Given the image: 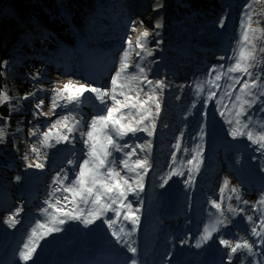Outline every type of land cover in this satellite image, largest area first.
Listing matches in <instances>:
<instances>
[{"label": "rangeland", "instance_id": "obj_1", "mask_svg": "<svg viewBox=\"0 0 264 264\" xmlns=\"http://www.w3.org/2000/svg\"><path fill=\"white\" fill-rule=\"evenodd\" d=\"M110 1L96 0L89 7L84 6L83 10L88 12V16L84 17L82 22L86 23V29L82 30V23L76 24L74 35L76 41H73L75 47L72 51L64 43L60 44L61 47H65V51L58 55L61 65L57 69L52 68V62L44 68L38 66L36 76L41 77L43 81L38 89H47L42 94L34 95L36 98L27 100L29 108L31 107L35 114L33 121L29 120L31 129L28 130L26 126L21 135L10 137L17 139L21 136L29 147L45 150L42 156L48 155L46 150L49 147L41 144L44 139L43 133L48 132L51 125L61 116L69 114V109L61 107L57 108L53 115L50 107L52 98L55 96L53 87L62 89L63 85L69 81L110 87V77L114 75L113 69L118 68L119 59L127 47L125 38L131 35L134 40L135 36L144 30L140 27L137 33L130 31L133 21L138 24L142 19L141 14L135 11L134 0ZM131 3H133L132 6ZM249 4L252 7L247 11L253 14L254 19L264 20V7L255 8L253 0H249ZM9 7V1L0 5L1 17ZM89 15H92L90 19ZM243 15H246V11ZM229 16L233 21L226 20L223 28L220 25L217 27L218 34L222 33V38L227 41L221 46L222 55L206 59L204 65L208 67L207 69L201 67L200 62L194 61L193 65L189 63L186 58L187 51L182 48L179 51L182 57L177 58L176 55L169 54L171 44L168 40L161 48L159 43L163 35L158 30L163 27L155 29L148 24L146 25L152 32L148 48L152 51V55L143 53L141 57H137L135 53L132 55L133 63H139L145 67L148 79L163 81L165 85L162 91L156 93L159 97L160 110L154 120L153 135L138 132L133 137L130 134L120 139L112 133L117 144L130 145L121 152L109 149L112 151V157L109 159L117 160V170L130 182L135 181V173L124 169L123 165L119 164V160L126 158L125 154L130 152L132 147L150 143V147H145L144 151L136 148V155L129 161L131 163L135 159L145 157L149 161L146 174L143 170L137 169L143 175V190L138 191L137 194L130 193L126 201L132 204V215L139 218L137 223L133 225L130 220L123 218L128 211L126 208L121 209L119 218L115 217L114 212L109 211L87 225L76 220L70 228L72 237L69 238V242L55 246L51 241L53 232L40 236L43 230L37 225L40 224L38 220L41 213L33 215L30 210L25 212V207L29 208L41 199L35 191L41 195L46 193L47 176L57 171L56 167L52 165L51 170H47L43 165V168L35 167L36 170L33 172V168H28L26 172H23L24 178H22L15 169H10L11 163L8 162L5 167L10 169V173L6 179L13 185L19 184L20 188L24 186L25 190L20 194L19 192L13 194L0 187V203L8 202L12 198L18 201L11 202L10 208L4 206V211L0 212V220L3 218V221L5 220L11 226H16L20 221L17 226L19 233L11 243L2 238L6 231L0 228V264H8L15 259V249L17 250L22 242L23 245L29 242L34 228L37 236L33 238L36 250L32 254V263H29V260L20 259L21 256L18 255L17 261L20 263L38 264L44 256L48 261L41 260L43 264H132L133 260L136 264H211L213 260L215 264H264V224L261 223V220H264V203L260 202L264 199V147L253 143L246 135L237 134L235 137L232 135V129L237 127L234 113L239 110L232 106L236 103L234 97L239 94L241 84L248 77L240 73H227V67L234 63L241 47L244 31L242 25L246 22V16L239 21L234 20L233 9H230ZM123 19L125 21H122ZM259 26L256 23L252 24L253 28ZM211 29L204 32V42L208 44L214 43L213 38L212 43L207 42ZM257 37L253 42L259 49L261 45H264V37H260L259 34ZM20 39L11 49L12 54H6L7 58L15 57L13 63L16 64L23 63L27 59L26 52L22 51L24 35ZM112 44L118 50L117 52H110L104 60L100 52L96 55L104 61L102 64L93 54H96L98 48L102 50V46L110 47ZM256 57V66L250 71L253 77L259 76L261 88L254 90L257 93V99L252 107L245 105L244 111L247 116L240 117L242 122H249L250 118L249 129L245 131L250 130L254 134L264 130V111H261L264 108V97L259 96V91H264V63H261L264 61V53L257 50ZM19 59H21L20 62ZM213 69L216 71L213 72ZM10 71L14 72L12 68ZM129 71L132 72L133 69L130 68ZM192 71L195 72L192 73ZM217 73H224L219 81L215 80ZM229 76L240 79V84L234 85L231 99L225 95L227 85L232 84ZM18 80L19 77H16L14 83ZM208 80H212L219 87H212L207 83ZM197 85H200L203 90L198 91ZM141 86L146 90L151 87L146 82ZM15 89L16 87L13 88ZM210 91L216 93L211 99L208 98ZM50 93L51 96L44 97ZM85 97L91 98L84 100L82 97L84 103L71 111L77 119L83 116L86 123L93 115L98 114V108L102 106L91 93H85ZM221 98H223L222 102ZM41 99L44 100V106L38 112L36 104ZM152 110L155 112L154 105ZM222 112L223 115H221ZM229 120L233 123L230 124ZM146 123L151 126V117ZM40 124H43L45 128L39 134L35 127H39ZM81 127L84 128V125L82 124ZM84 130L86 131V128ZM33 133H38L41 137V140L34 145L31 143ZM63 134L68 135L66 131ZM56 136L57 130L53 129L47 141L51 147L56 145L51 144V137H54L53 140L57 142ZM85 139L86 137L81 136L80 130H77L70 135L68 142L60 141V145L56 147L57 154L62 149L71 147L66 157L71 156L74 162L71 167L72 174H77V162L81 157L88 159ZM74 143L77 145L76 148L73 146ZM177 145L179 147H176ZM174 157L175 160H173ZM189 161L192 162L189 163ZM37 163L43 164L39 155L32 153L24 165L35 166ZM63 163L62 160L58 162L59 165ZM24 165H18V169ZM173 172L178 174L171 175ZM50 195L51 197L46 198L54 205L56 199L61 200L60 205H55L56 207L66 209L71 207L62 199L65 194L60 196L58 192L53 191ZM214 202L220 205L219 210L213 206ZM81 205L83 210H86L83 216L87 218L93 206L91 203ZM13 212L15 222H12V219L6 220L8 213L12 215ZM169 215L176 219H169ZM110 217L117 220L112 228L104 223V220ZM44 218L48 219L49 216L45 214ZM218 220H223V223L218 224ZM65 225L66 222L56 226L64 229ZM254 227L255 233L252 232ZM120 228H123L124 232H119ZM206 229H208L207 233ZM113 231L118 233L119 240L112 234ZM206 235L207 238H205ZM219 238L228 239L233 245L247 240L252 244L253 251L248 253L247 250H238L233 255L228 248L219 243ZM129 246L136 249L135 255L129 251Z\"/></svg>", "mask_w": 264, "mask_h": 264}, {"label": "snow or ice", "instance_id": "obj_2", "mask_svg": "<svg viewBox=\"0 0 264 264\" xmlns=\"http://www.w3.org/2000/svg\"><path fill=\"white\" fill-rule=\"evenodd\" d=\"M164 5L159 2V0H154L152 4V10L158 12ZM252 7L249 4L246 8V22L242 25L244 31L242 33L241 47L239 48L235 61L233 64L227 67V73H240L247 76L248 79L244 80L239 88V94L235 95L234 99L236 103L232 106L233 108H238L239 110L234 113L236 120L235 124L237 127L232 129V135L235 137L237 134L240 136H247V138L253 143L258 144L260 147H264V130L257 134L252 131H245L249 129V122H242L240 117L247 116L244 111L245 105L249 108L252 107L253 103L257 99V93L254 90H259L261 88L259 76L253 77V73L250 71L254 68L257 63L256 51L259 50L264 53V45H261L257 49V45L253 42L257 39V34L260 37H264V20H255L253 14L247 9ZM256 23L260 25L257 28H253L252 24ZM143 27L144 30L139 32L135 39L131 35L125 38V44L127 47L123 50L122 56L119 59L118 68L114 70V75L110 77V87L93 86L91 84H85L81 82L73 83L69 81L63 85V88L53 87L52 91L55 96L51 101V110L53 115H55V110L57 108L69 109V114L61 116L57 119L49 128L48 132L43 133L44 139L41 144L44 146H50L47 144L50 134L53 129L57 130V143L60 141L68 142L69 136L72 135L77 130H80L81 136L86 137L84 140L85 145L88 147L86 153L88 159H84L77 167L78 172L72 181L62 188L57 187L54 189L55 192L67 193L62 199L71 207L66 211L64 207H56L55 205H60L61 200L58 198L55 201V205L51 201H45L48 208L44 211L47 212L48 209H53L54 212L59 213V217H52V224L44 225L38 224L37 227L43 231L40 233L42 237L44 234H50L60 229L56 225H63L66 220H79L85 225L93 222V219H99L101 215L105 212H114L115 217L119 218L121 215V209L126 208L128 211L124 215L125 220H130L133 225L138 221V217L132 215V204L128 201L129 194H137L138 191L143 190V175L137 169L143 170L146 174L149 161L147 157L142 159H135L131 163L129 162L131 157L136 155V148H140L144 151L145 147H150V143L147 145H136L132 147L131 151L126 153V158L120 159L119 164L123 165L130 173H135V181L130 182L128 178L122 177L120 171L117 170V160L112 157V151L109 149H114L116 152H121L124 148H129L130 145L125 143L123 145L117 144L113 139L112 133L120 139L125 137L135 136L138 132H145L149 136L153 135L155 129L154 120L159 114L160 103L159 97L156 95L158 91H162L165 87L163 81H153L148 79L146 75L145 67L141 66L139 63H133L132 55L135 53L137 57H141V54L148 56L152 55V51L148 48L149 37L152 32L149 30L144 19H141L137 24L133 21L130 25V31L132 33H137L138 28ZM153 27L159 29L162 25L159 22H155ZM220 27H224L223 20L220 21ZM158 35V33H156ZM264 63V61H261ZM132 68L133 71L130 72L129 69ZM213 72L216 70L213 69ZM224 73H217L215 75V80L219 81ZM232 80V84L227 85L225 95L232 98V91H234V85L240 84V79L237 77L229 76ZM146 82L147 85L151 86L149 90H146L141 85ZM207 83L212 87H219V85L214 84L212 80H208ZM127 90V91H126ZM197 90L202 91L203 89L200 85H197ZM85 93H91L92 97L96 101H99V105L102 107L98 108V114L93 115L88 122H84L83 116L77 119V116L72 114V109L78 108L84 100L90 99L91 97H85ZM135 93V95H133ZM216 95L214 92L208 93V98L211 99ZM0 96L7 101L8 96L6 94L0 93ZM259 96L264 97V91H259ZM84 97V100L81 98ZM122 97V99L120 98ZM250 97V99H249ZM27 99V97H24ZM223 98H221L222 102ZM110 102V103H109ZM155 106V112L152 110V106ZM44 106V100L41 99L36 104V108L39 112ZM226 107V106H225ZM127 110V111H125ZM134 110V111H133ZM264 111V108L261 109ZM223 115V112L221 113ZM151 117V126H149L147 121ZM230 124L233 123L232 120L228 121ZM82 124L84 128H82ZM66 131L68 135L63 134ZM36 133H33L35 135ZM3 131L0 130V140H2ZM176 147H179L177 145ZM33 153L39 154V150L36 147L32 148ZM27 159V157H25ZM175 160V157L173 158ZM192 161H189L191 163ZM69 164L73 161L69 160ZM33 165L29 164L28 167L31 168ZM36 168H43V164L37 163ZM178 173L173 172L171 175H176ZM68 181V176L65 174L62 178L57 176L54 179V183L64 185V182ZM167 182L166 180L164 181ZM227 185V181H225ZM235 191V189H232ZM239 198V197H237ZM264 203V199L260 201ZM91 203L93 206L91 211L88 213V217L80 213V205H87ZM247 203V201H245ZM116 205V207H113ZM213 206L218 210L220 205L213 203ZM67 207V205L65 206ZM232 210V209H230ZM138 211V210H137ZM234 211V210H233ZM19 213L17 212V215ZM251 220V217H249ZM12 222L14 218H12ZM117 220L113 218H108L104 220V223L112 228L116 224ZM218 224H222L223 220H218ZM264 224V220H261ZM215 227V226H214ZM119 232H124L123 228L119 229ZM208 232V229L205 230ZM252 232H256V228L252 229ZM119 240L120 237L116 231L112 233ZM37 236V231L34 228L32 230V236L29 237V243L24 245V251L20 253L21 259L28 261L32 258V254L36 250L34 237ZM207 238V235L205 236ZM219 243L225 248L230 250L231 254H236L238 250H247L248 253H252L253 246L247 240L242 242H236L234 245L228 239L219 238ZM129 251L134 255L136 249L129 246ZM132 264H136L135 260Z\"/></svg>", "mask_w": 264, "mask_h": 264}, {"label": "trees", "instance_id": "obj_3", "mask_svg": "<svg viewBox=\"0 0 264 264\" xmlns=\"http://www.w3.org/2000/svg\"><path fill=\"white\" fill-rule=\"evenodd\" d=\"M8 1L10 7L5 10L2 17L0 16V93L8 96L7 101L0 96V130L3 131V137H6V139L0 140V187L17 194L20 191V185L11 184L6 177L10 173V169H15L18 175L24 178L23 172L29 168L24 165L27 160L25 157L28 158L33 151L31 147L25 144L24 138L21 136L17 139L10 136L21 135L26 126H28V130L31 129L29 120L32 122L35 114L33 109L29 108L27 100L36 98L34 95L42 94L47 89H38L43 83L42 78L36 76L38 66H44L45 60L50 61L58 58L61 43L72 47L73 41L65 34L68 32L72 36L75 35L76 24L82 23L88 13L87 10H83L84 6L89 7L94 0H0V5ZM253 3L257 9L264 7V0H253ZM248 5L249 0H175L169 25L158 30L163 35L159 44L162 48L168 40L171 44L169 54L172 53L177 58L182 57L179 52L182 48L187 51L186 58L189 63L193 65L194 61L200 62L201 66L207 69L204 61L208 60L209 57L222 55L221 46L227 42L222 38V33L218 34L217 27L220 25V21L223 20L225 23L226 20H232V17L229 16L230 9H233L234 20L239 21L246 16L243 13ZM65 18H70L72 22L67 24L64 21ZM85 27L86 23L84 22L81 24L82 30ZM210 29L211 33L207 37V42L212 43L211 39L213 38V44L204 42V32ZM22 35H24L22 51L26 52L27 59L23 63L19 59L20 63L14 65L12 67L14 72H11V67L8 64L3 66V62L7 58L6 54H11V49L21 40ZM209 46L212 47L209 48ZM193 67L197 68L196 66ZM194 72L192 71V73ZM15 77H19L16 83H14ZM14 87H16L15 90H13ZM49 96L51 93L44 97L48 98ZM30 116L32 117L29 118ZM26 119H28L27 123ZM35 128L40 134L45 126L40 124L39 127ZM6 129L7 131H5ZM38 133L32 135L31 143L33 145L41 140ZM53 138L51 137V144L56 145L55 147H48L47 156H42L45 150H39V159L42 160L45 168L50 163H54L57 157L69 164L64 149L57 154L56 147L60 145V142L57 144ZM8 162L11 163L9 170L5 167ZM22 164L26 168L18 169V165ZM31 168H33L32 172L36 170L35 166ZM65 174L68 176L66 168L57 167V171L48 176V190L45 193V198L33 206L34 209L42 211L41 219H45L44 215L46 214L49 218L45 220L51 221L55 215L53 209L44 211L48 208L45 201H49L46 197H51L50 194L55 188H62L73 180L65 181L64 185L54 183L57 176L62 178ZM58 193L60 196L65 194L63 191ZM82 213L83 211H80L79 214ZM6 220H10V217L7 216ZM68 224L73 225V220H68ZM5 226V220L0 222V227ZM15 233L16 231L10 232L9 238L12 239Z\"/></svg>", "mask_w": 264, "mask_h": 264}, {"label": "bare ground", "instance_id": "obj_4", "mask_svg": "<svg viewBox=\"0 0 264 264\" xmlns=\"http://www.w3.org/2000/svg\"><path fill=\"white\" fill-rule=\"evenodd\" d=\"M172 1L173 0H159V2L164 5V7L161 8L158 12H154L152 10V4L154 3V0H137V8L136 9H137L138 13L141 14L142 19L145 20V23L152 26V28H154L153 25L155 22H159L162 25V27H164V26L168 25V23H169V9H170ZM65 35L70 40H72L74 42L76 41L75 37L72 36L70 33L67 32V34H65ZM93 55L100 62H102V64L104 63V61L101 58H99L95 54H93ZM113 71H114V69H113ZM169 217H171V215H169L168 218ZM183 262H185V260ZM181 264H185V263H181Z\"/></svg>", "mask_w": 264, "mask_h": 264}, {"label": "water", "instance_id": "obj_5", "mask_svg": "<svg viewBox=\"0 0 264 264\" xmlns=\"http://www.w3.org/2000/svg\"><path fill=\"white\" fill-rule=\"evenodd\" d=\"M174 1L175 0H173L172 2H171V6H170V9H169V22H170V20H171V16H172V8H173V5H174ZM136 11V10H135ZM169 24V23H168ZM167 26V25H166Z\"/></svg>", "mask_w": 264, "mask_h": 264}]
</instances>
